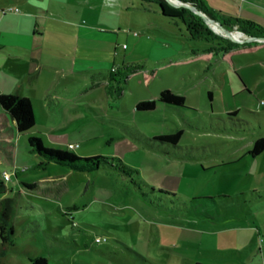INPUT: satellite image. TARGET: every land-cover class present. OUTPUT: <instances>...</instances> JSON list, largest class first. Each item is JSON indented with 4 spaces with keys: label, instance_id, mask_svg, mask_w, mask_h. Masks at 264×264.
<instances>
[{
    "label": "rangeland",
    "instance_id": "374dc122",
    "mask_svg": "<svg viewBox=\"0 0 264 264\" xmlns=\"http://www.w3.org/2000/svg\"><path fill=\"white\" fill-rule=\"evenodd\" d=\"M182 2L165 0L196 14ZM212 2L218 12L234 10L232 2ZM247 2L254 18H236L264 27V0ZM145 4L144 19L118 35L122 49L128 48L129 67L123 72L129 77H121V89L106 90L97 101L84 96L86 107L62 123L75 125L72 133L41 136L46 148L66 149L69 138L78 145L72 150L77 155L116 157L137 172L124 175L107 165L78 172L55 162L38 168L43 159L30 153L28 142L35 131L8 136L9 151L0 144V175L10 174L0 212L13 214L15 236L0 264H32L31 258L39 256L49 264H264V154L231 163L243 154L237 149L244 136L253 141L264 136V126L260 130L258 119L248 113L264 115V42H236L221 35L226 33L217 24H211L215 32L204 21L213 34L241 44L220 50L222 41L194 39L182 20L165 22L158 5ZM236 28L230 36L246 39ZM164 89L183 95L186 106L199 111L194 121L199 130L160 108L136 111L138 102L154 100ZM234 110L256 131L245 134L239 124L219 120L212 128V117L206 115ZM113 120L149 138L128 136ZM180 130L182 148L170 154L152 139ZM125 139L133 143L131 149L124 147ZM33 184L35 189L27 187ZM161 188L175 196L161 194ZM98 236L106 241L96 242Z\"/></svg>",
    "mask_w": 264,
    "mask_h": 264
},
{
    "label": "crops",
    "instance_id": "0c3cea01",
    "mask_svg": "<svg viewBox=\"0 0 264 264\" xmlns=\"http://www.w3.org/2000/svg\"><path fill=\"white\" fill-rule=\"evenodd\" d=\"M139 1L0 0V95L14 94L30 99L35 114V126L31 130L35 132L30 134L44 137L72 133L75 125L64 126L62 123L66 116L78 115L86 107L83 103L84 96H93V101H97L99 95L108 93L106 90L121 89L119 87L121 77H125V80L129 77L123 69L129 66L125 58L128 48L122 49L123 45L120 44L118 35L126 27L138 25L140 17L144 19L146 2L160 7L154 1L141 0L140 3ZM202 1L216 15L224 18H254L252 14L254 9L247 0H226L232 2L234 9L227 13L218 12L212 0ZM156 12L161 15V11ZM162 17L165 18V22L169 21L170 17L163 15ZM214 54L211 52L209 55L213 57ZM236 72L247 86L242 70L237 69ZM107 73L109 80V77H105ZM82 76H86L84 83ZM245 90L249 88L246 87ZM209 97L212 99V93ZM159 108L175 114L188 127H197L199 130L198 126H194V121L201 117L198 110L187 106L181 111L163 105H158L156 109ZM248 113L258 119L260 130L263 129L264 115L253 110H248ZM228 114H234L233 122L227 119ZM206 115L212 117V128L219 120L225 124L227 122L235 126L239 124L241 130L239 132L245 134L248 131H256L249 120L240 116L238 110L226 114ZM1 118L8 121L0 123V144H4L3 148L9 151L12 145L5 139L10 135L13 137L23 134L18 132L15 121L0 108ZM114 121L120 122V120L112 122ZM123 122L120 123L124 133L137 135L138 139L149 138L140 132L139 128H132ZM217 127L220 128V125ZM207 128L206 124L204 129ZM68 141L73 144L69 138ZM124 141V147L131 149L134 146L129 140ZM254 141L249 136H244L237 149L238 153L243 154L239 155V158L235 157L231 163L250 155L249 150ZM63 144L60 142V145ZM65 148L68 149V145ZM262 154L252 157L255 160Z\"/></svg>",
    "mask_w": 264,
    "mask_h": 264
},
{
    "label": "trees",
    "instance_id": "16d2710c",
    "mask_svg": "<svg viewBox=\"0 0 264 264\" xmlns=\"http://www.w3.org/2000/svg\"><path fill=\"white\" fill-rule=\"evenodd\" d=\"M157 2L164 16L170 18H176L183 21L186 26L187 33L194 39H205L207 41H222L219 44L220 50H231L239 47L241 44L229 43V41L222 39L221 37L213 34L205 26V22L202 17L194 14L186 8H173L165 4V0H147ZM185 2L192 3L198 10L207 14L210 18L220 23L223 27L232 30L236 28L238 31L247 34L253 38H264V27L249 20H241L237 18H224L217 16L211 11L202 0H184ZM158 105L171 108L175 111H181L186 108L185 97L183 95L175 93L173 90L164 89L160 92L157 100L140 101L136 105V110L140 112L153 111ZM0 108L4 110L9 117L15 121L17 130L20 134H26L30 132L35 126V114L33 105L30 99L14 94H1L0 95ZM234 114H228L227 119L233 120ZM182 130L171 134H162L152 138L154 141L163 143L165 153L170 154L177 148H182L179 145ZM30 153L35 154L43 159L38 168H45L48 162H55L60 165L66 166L71 170L78 172H96L103 166L107 165L112 169L121 172L124 175H128L131 172H137V170L126 165L121 159L112 157L106 158L103 156L82 157L77 155L72 150L62 149L57 147L46 148L41 136L37 134H30L28 137ZM150 149L157 148L160 150L162 147H155L151 144H147ZM162 150V149H161ZM264 152V136L254 141L252 148L249 150V154L253 157L259 156ZM6 181L4 177H0V195L7 193L8 188L4 183ZM31 189H35L36 185L27 186ZM161 194L171 195L164 189H159ZM14 216L7 212H0V258L4 257L7 252L14 247L13 237L15 236ZM32 264H49L48 258L39 256L31 258Z\"/></svg>",
    "mask_w": 264,
    "mask_h": 264
},
{
    "label": "water",
    "instance_id": "95a60500",
    "mask_svg": "<svg viewBox=\"0 0 264 264\" xmlns=\"http://www.w3.org/2000/svg\"><path fill=\"white\" fill-rule=\"evenodd\" d=\"M182 4L184 6H186L187 8L191 9L192 11H194L197 15H199L200 17L203 18V20L209 25L211 26V24H217L218 26H220L223 31L226 33V35L224 34H221L223 36H225L226 38H229V39H232L236 42H245V41H254V42H264V38H253V37H250L248 36L247 34L243 33V32H240L241 34H243L246 39H243V40H238V39H235V38H232L230 35L232 34L233 31H230L229 29H226L224 28L220 23H218L217 21L213 20L212 18H210L207 14H205L204 12L198 10L192 3L190 2H182ZM213 29V28H212ZM214 30V29H213ZM215 31V30H214ZM216 32V31H215ZM239 32V31H238Z\"/></svg>",
    "mask_w": 264,
    "mask_h": 264
},
{
    "label": "built area",
    "instance_id": "2783aa9c",
    "mask_svg": "<svg viewBox=\"0 0 264 264\" xmlns=\"http://www.w3.org/2000/svg\"><path fill=\"white\" fill-rule=\"evenodd\" d=\"M10 10H13V9H10ZM14 11H18V9H14ZM78 147V145H73V144H71V145H69V149L70 150H74L75 148H77ZM3 177H4V179L5 180H9L10 179V174H8V173H5L4 175H3ZM106 241V238L105 237H100V236H98L97 238H96V242H98V243H102V242H105Z\"/></svg>",
    "mask_w": 264,
    "mask_h": 264
},
{
    "label": "bare ground",
    "instance_id": "6f19581e",
    "mask_svg": "<svg viewBox=\"0 0 264 264\" xmlns=\"http://www.w3.org/2000/svg\"><path fill=\"white\" fill-rule=\"evenodd\" d=\"M211 27H212L213 29L215 28V27H213V26H211ZM216 29H219V28H218V26H217V28H216ZM237 36H239V35H237Z\"/></svg>",
    "mask_w": 264,
    "mask_h": 264
}]
</instances>
